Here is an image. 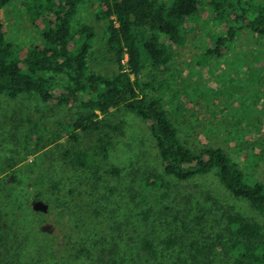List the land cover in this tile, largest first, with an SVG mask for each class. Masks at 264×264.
Returning a JSON list of instances; mask_svg holds the SVG:
<instances>
[{
	"label": "rangeland",
	"instance_id": "rangeland-1",
	"mask_svg": "<svg viewBox=\"0 0 264 264\" xmlns=\"http://www.w3.org/2000/svg\"><path fill=\"white\" fill-rule=\"evenodd\" d=\"M200 2L184 45L165 69L146 63L138 83L163 98L184 144L195 151L222 148L264 183V38L243 30L220 55L205 56L224 26L206 0ZM249 2L264 0L238 1L242 7ZM98 10V0H82L73 25L93 27L88 68L111 75L117 65ZM0 17L6 37L22 52L35 42L38 22L25 16L21 0L1 8ZM160 40L167 42L164 35ZM75 112L33 94L0 95V264H246L225 250L226 233L222 239L218 235L228 214L264 226L262 216L224 190L212 172L187 182L163 176L155 186L145 183L147 173L162 172L161 163L147 124L131 112L119 109L106 117L109 126L102 133L110 145L97 182L61 159L66 136L24 157L36 139L52 138L57 120L71 121ZM95 144V134L81 133L77 146ZM41 153L47 158L36 169L47 193L39 201L48 211L39 214L31 207L38 201L28 187L32 173L23 165ZM10 160H15L12 168Z\"/></svg>",
	"mask_w": 264,
	"mask_h": 264
},
{
	"label": "trees",
	"instance_id": "trees-1",
	"mask_svg": "<svg viewBox=\"0 0 264 264\" xmlns=\"http://www.w3.org/2000/svg\"><path fill=\"white\" fill-rule=\"evenodd\" d=\"M11 1L0 0V9ZM81 1L21 0L25 16L33 24L38 22L37 38L24 52L8 40L0 17V95L14 99L33 94L57 107L76 108L73 120H57L52 138L44 142L36 139L24 157L66 136L67 140L60 143L64 148L61 159L69 167L85 171L86 180L94 177L97 182L100 162L106 158L110 145L105 139L107 134L102 133L109 126L106 117L123 109L147 124L161 163L162 172L147 173L145 183L155 186L164 181L163 176L187 182L212 172L224 190L246 202L264 220V183L247 175L222 148L208 146L195 151L184 144L163 98L146 92L138 83L146 63L152 68L165 69L176 49L184 45L186 26L199 12L200 0H98L96 17L105 21L106 46L117 65L111 75L88 68L87 55L94 29L85 23L73 25ZM238 1L206 0L213 18L224 30L205 49V56L220 55L243 30L264 38V3L249 2L248 7H242ZM160 35L167 42L161 41ZM58 77L66 83L59 85ZM81 133L95 134L98 144L79 148ZM43 154L23 165L32 173L34 183L28 187L36 190L33 199L38 201L47 193L36 169V163L40 168L47 158ZM14 162L10 160L9 167ZM45 206L43 211L31 205L33 212L39 214L48 211ZM225 220L218 235V239L224 233L227 235L228 241L223 243L225 250L240 262L264 264V226L236 213L228 214ZM143 244L155 256L150 244L146 241Z\"/></svg>",
	"mask_w": 264,
	"mask_h": 264
},
{
	"label": "water",
	"instance_id": "water-1",
	"mask_svg": "<svg viewBox=\"0 0 264 264\" xmlns=\"http://www.w3.org/2000/svg\"><path fill=\"white\" fill-rule=\"evenodd\" d=\"M33 209H39L45 211L46 206L45 204H42L40 201H34L32 204Z\"/></svg>",
	"mask_w": 264,
	"mask_h": 264
},
{
	"label": "built area",
	"instance_id": "built-area-1",
	"mask_svg": "<svg viewBox=\"0 0 264 264\" xmlns=\"http://www.w3.org/2000/svg\"><path fill=\"white\" fill-rule=\"evenodd\" d=\"M124 62V61H123Z\"/></svg>",
	"mask_w": 264,
	"mask_h": 264
}]
</instances>
